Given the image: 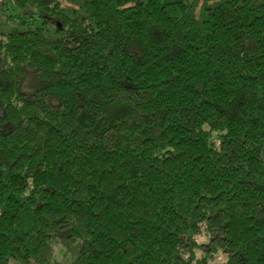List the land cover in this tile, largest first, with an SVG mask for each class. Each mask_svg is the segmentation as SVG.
Segmentation results:
<instances>
[{"label": "trees", "instance_id": "obj_1", "mask_svg": "<svg viewBox=\"0 0 264 264\" xmlns=\"http://www.w3.org/2000/svg\"><path fill=\"white\" fill-rule=\"evenodd\" d=\"M7 1L0 264H264V0Z\"/></svg>", "mask_w": 264, "mask_h": 264}, {"label": "rangeland", "instance_id": "obj_2", "mask_svg": "<svg viewBox=\"0 0 264 264\" xmlns=\"http://www.w3.org/2000/svg\"><path fill=\"white\" fill-rule=\"evenodd\" d=\"M60 2L62 3V6L65 10H66V8L67 9L73 8V6H71V4L67 3L65 0H60ZM4 9H7L8 14L15 12L12 9L11 4L7 0H0V32H5L9 28L8 23L10 21L7 20V18L5 16L6 13H4L5 12ZM193 15L197 20H201L203 18V12L201 10V2L198 1L194 5ZM5 26H6V28H4ZM196 240H197V243H204L207 241V237L205 236V234L202 231V234L200 236L196 237ZM71 249H73V248H71ZM194 252H195L194 256L196 259H200L202 257V255L198 249L195 250ZM53 258L55 261H58V262L63 260V249L61 247L54 248ZM224 261H225V257L223 255L221 256L220 254H218L217 256L213 257V259H211L210 262H213L216 264H221Z\"/></svg>", "mask_w": 264, "mask_h": 264}]
</instances>
